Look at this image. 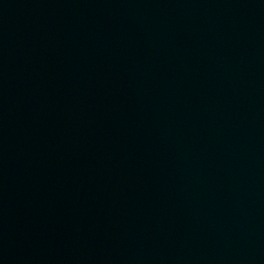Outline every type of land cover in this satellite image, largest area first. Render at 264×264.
Masks as SVG:
<instances>
[{"label": "water", "instance_id": "water-1", "mask_svg": "<svg viewBox=\"0 0 264 264\" xmlns=\"http://www.w3.org/2000/svg\"><path fill=\"white\" fill-rule=\"evenodd\" d=\"M0 264H264V0H0Z\"/></svg>", "mask_w": 264, "mask_h": 264}]
</instances>
